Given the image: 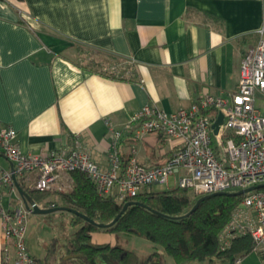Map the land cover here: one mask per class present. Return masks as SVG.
Returning a JSON list of instances; mask_svg holds the SVG:
<instances>
[{
  "label": "crops",
  "instance_id": "obj_1",
  "mask_svg": "<svg viewBox=\"0 0 264 264\" xmlns=\"http://www.w3.org/2000/svg\"><path fill=\"white\" fill-rule=\"evenodd\" d=\"M261 29L264 0H0V128L16 131L23 154L67 153L78 145L107 171L109 127L122 130L145 105L173 113L206 95L229 97ZM101 58L114 75L90 68L88 61ZM136 128L122 130L121 162L134 149L143 165L164 163L165 140L156 133L137 139ZM0 169H13L1 151ZM28 177L34 181V174ZM58 202L49 196L44 203ZM10 204L0 186V209ZM61 216L67 220L57 230ZM69 216L28 217L26 246L39 264H75L76 256L60 260L77 228ZM104 233L112 237L106 244L133 250L143 261L153 252L143 239ZM2 243L0 227V264H13L9 251L2 259ZM241 264L262 262L252 252Z\"/></svg>",
  "mask_w": 264,
  "mask_h": 264
},
{
  "label": "built area",
  "instance_id": "obj_2",
  "mask_svg": "<svg viewBox=\"0 0 264 264\" xmlns=\"http://www.w3.org/2000/svg\"><path fill=\"white\" fill-rule=\"evenodd\" d=\"M263 33L259 30L255 47L244 52L237 90L229 97L206 95L173 113L145 105L129 116L123 131L137 125V139L156 133L165 140L169 157L164 163L143 165L134 149L122 163L117 148L121 129L109 127V168L101 171L78 145L67 153L23 154L15 144L16 131L0 128V151L13 165V172L0 169V186L13 198L12 205L0 209L2 259L9 258V251L14 255L13 264H35L26 246L31 211L25 208L13 175L17 182L27 184L28 176L34 174L32 187L38 192H65L69 187L66 176L79 171L93 183L100 197L112 198L118 204L152 186L185 189L203 197L264 184ZM209 110L216 114H206ZM219 114L223 121L214 134L212 125ZM243 195L221 238L226 245L230 237L249 233L253 253L264 264V191ZM234 264H241V259Z\"/></svg>",
  "mask_w": 264,
  "mask_h": 264
},
{
  "label": "trees",
  "instance_id": "obj_3",
  "mask_svg": "<svg viewBox=\"0 0 264 264\" xmlns=\"http://www.w3.org/2000/svg\"><path fill=\"white\" fill-rule=\"evenodd\" d=\"M88 64L102 75H114L104 58H101V62L88 61ZM206 114L215 115L216 111L209 110ZM68 175L70 185L65 192H38L33 189L32 180L27 184L18 180V184L36 204L44 203L49 196L58 197V203H44L41 205L43 208L65 207L96 224H110L124 203L118 204L112 198L100 197L83 173L72 171ZM259 191H264V188ZM188 193V190L180 188L156 192L143 190L128 200L138 204L129 206L109 227L99 228L69 213L72 224L77 228L66 238L67 243L63 246L65 253L60 260L72 255L76 256L72 260L75 264H167L168 258L172 264H234L237 259H243L253 252L249 233L230 237L226 245L221 238L244 195H234V192L207 195L189 213L201 197L191 198ZM98 232L112 233L125 239H143L152 244L153 252L143 261L135 251L117 244L91 245L92 235ZM35 264H39V261L35 260Z\"/></svg>",
  "mask_w": 264,
  "mask_h": 264
},
{
  "label": "water",
  "instance_id": "obj_4",
  "mask_svg": "<svg viewBox=\"0 0 264 264\" xmlns=\"http://www.w3.org/2000/svg\"><path fill=\"white\" fill-rule=\"evenodd\" d=\"M222 121H223V116H222V114H219L217 116L215 122L212 125V127L214 129V134L217 133L218 126L220 124H222ZM11 171L13 172V169H11ZM13 180H14L15 187H16V189H17L20 197L22 198V200L24 202L25 208L28 211H31L32 214H41L42 215V214H50V213L57 212V211H65V212H68V213H72L73 215L78 216L81 219H83L84 221H86V222H88L90 224L96 225L99 228L109 227V226L113 225L118 220V218L120 217V215L129 206L138 204V203H135V202H132V201H129V202L124 203L123 206H122V209H121L120 213L117 215V217L110 224H108V225H100V224L94 223L93 221H91L87 217L83 216L82 214H80V213H78V212H76L74 210L65 208V207H60V208L59 207H56V208H48V209H44V208L38 207V205L36 203H34L31 200V198L20 188V186H19L18 182L16 181L14 175H13ZM262 188H264V184L257 185V186H254V187H251V188H248V189H245V190H241V191L234 192V195H243V194L248 193L250 191L259 190V189H262ZM213 195H228V193L219 192V193H215ZM205 198H206V196H203V197L199 198L196 201V203L193 205V207H192V209H191V211L189 213H191L192 211H194L198 207V205L200 204V202H202Z\"/></svg>",
  "mask_w": 264,
  "mask_h": 264
},
{
  "label": "rangeland",
  "instance_id": "obj_5",
  "mask_svg": "<svg viewBox=\"0 0 264 264\" xmlns=\"http://www.w3.org/2000/svg\"><path fill=\"white\" fill-rule=\"evenodd\" d=\"M82 54V53H81ZM81 56V55H80ZM99 58V57H98ZM154 189H163V190H169V189H172L171 186L169 187H165V186H154ZM238 190H228L226 192H236ZM189 196L191 198H194L195 196L192 194V193H188ZM63 217V218H62ZM70 218V216H69ZM71 219V218H70ZM65 220H67V218H65V216H61V218H59V222L57 223L56 226H53L54 228H56L57 230L60 229L62 227V225L65 223ZM72 227V226H71ZM71 232V229L69 228V230ZM110 239H112V237L109 236V234L107 233H104V232H100V233H94L90 239V244L91 245H95V244H106ZM140 241H144L146 242L145 240H140ZM149 243V242H147ZM130 245V244H129ZM193 264H203V263H197V262H194Z\"/></svg>",
  "mask_w": 264,
  "mask_h": 264
}]
</instances>
